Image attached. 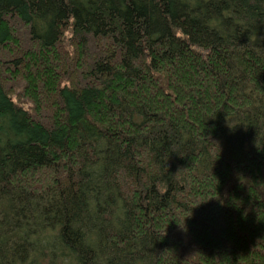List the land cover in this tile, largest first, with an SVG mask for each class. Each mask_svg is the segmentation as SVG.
<instances>
[{
  "label": "trees",
  "instance_id": "1",
  "mask_svg": "<svg viewBox=\"0 0 264 264\" xmlns=\"http://www.w3.org/2000/svg\"><path fill=\"white\" fill-rule=\"evenodd\" d=\"M0 264H264V0H0Z\"/></svg>",
  "mask_w": 264,
  "mask_h": 264
}]
</instances>
